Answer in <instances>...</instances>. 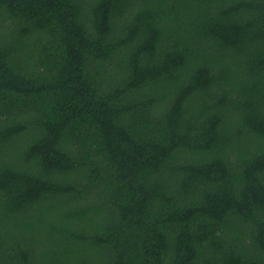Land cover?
Returning a JSON list of instances; mask_svg holds the SVG:
<instances>
[{
  "label": "trees",
  "instance_id": "1",
  "mask_svg": "<svg viewBox=\"0 0 264 264\" xmlns=\"http://www.w3.org/2000/svg\"><path fill=\"white\" fill-rule=\"evenodd\" d=\"M0 264H264V0H0Z\"/></svg>",
  "mask_w": 264,
  "mask_h": 264
}]
</instances>
